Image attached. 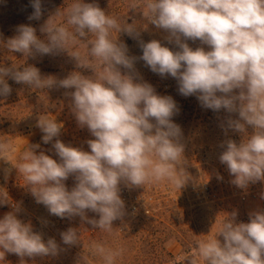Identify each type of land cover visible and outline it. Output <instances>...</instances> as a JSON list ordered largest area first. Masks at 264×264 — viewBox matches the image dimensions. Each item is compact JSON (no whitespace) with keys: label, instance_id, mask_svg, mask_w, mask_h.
Masks as SVG:
<instances>
[{"label":"clouds","instance_id":"obj_1","mask_svg":"<svg viewBox=\"0 0 264 264\" xmlns=\"http://www.w3.org/2000/svg\"><path fill=\"white\" fill-rule=\"evenodd\" d=\"M31 6L34 11L28 19L39 20L41 0H31ZM128 9L165 30L168 42L179 49L173 51L159 40L140 41L139 59L161 77L175 78L181 95H195L203 108L213 112L226 111L225 130L241 134L239 143L225 141L219 156L233 177L230 183L247 190L264 182V0H129ZM40 32L45 39L37 36L34 27L20 25L17 35L0 41V46L32 58L66 52L77 68L91 69L94 75L73 71L57 79L42 76L33 65L22 70L0 65V96L12 91L6 78L32 89H74L66 93L71 111L78 126L87 127L95 139L87 141L90 151L66 145L58 138L63 124L40 114L36 127L43 133L42 142L52 143L59 161L43 151L37 153L39 144L27 143L14 162L16 150L8 140H0V160L18 171L36 203L50 215L79 216L111 233L113 222L126 215L121 183L144 187L167 181L182 189L190 179L182 131L172 120L179 109L172 97L138 82L137 57L130 56L127 45L118 39L121 33L140 37L135 20L129 23L94 3L72 0L49 17ZM187 40H199L210 50L193 49ZM9 174L6 169L5 179ZM69 176L76 181L71 190L65 185ZM8 203L10 197L0 188V205ZM86 210L99 218L89 219ZM19 211L13 204V211L0 218V260L6 253L22 259L57 256L56 240L45 241L30 223L17 218ZM236 216V211L227 213L214 235L196 241L188 264H264V211L250 213L247 223H237ZM60 235L65 245L80 242L75 228ZM90 251L105 264H114L123 250L93 243Z\"/></svg>","mask_w":264,"mask_h":264},{"label":"rangeland","instance_id":"obj_2","mask_svg":"<svg viewBox=\"0 0 264 264\" xmlns=\"http://www.w3.org/2000/svg\"><path fill=\"white\" fill-rule=\"evenodd\" d=\"M71 2L72 0H41V18L29 20L28 17L34 11L31 0H0V41H7L17 35L20 25L34 27L37 36L45 39L40 27L49 17ZM84 2L94 3L118 18L125 17L129 23L135 20L141 27L138 39L124 33L119 34L118 39L127 45L130 56L137 57L135 70L138 73V82L151 84L158 95L170 96L176 102L179 112L172 120L182 131L185 168L190 179L182 189L167 181L146 184L144 187H130L121 183L120 195L125 202L126 215L122 220L113 222V231L109 233L94 228L79 216L61 219L50 215L44 205L36 203L29 189L23 185L25 181L18 171L10 163L0 160V188L5 189L11 201L0 205V218L13 211V204H16L20 208L18 219L30 223L33 230L41 233L45 241L54 238L60 246L59 254L55 257L22 259L16 254L6 253L0 264H105L102 259L91 254L93 243L114 250L122 249V254L114 264H188L187 258L196 251L195 242L214 235L227 213L236 211V222L239 223L254 211H264V182L251 184L247 190L232 185L230 181L233 177L220 162L219 156L224 150L222 145L225 141L231 139L239 143L242 136L231 129L225 130L229 114L223 109L213 112L203 108L195 95H181L175 78L161 77L139 59L142 56L140 41L146 43L159 40L171 50H179L175 43H169L166 39L168 33L148 23L139 12L129 10V0ZM61 20L62 18H57V22ZM185 42L193 49L203 47L206 51L210 50L209 46L201 44L199 40ZM79 50L82 53L86 51L84 48ZM0 65H17L21 70L25 66L33 65L40 69L42 76L52 75L57 79H63L73 71H79L85 76L94 75L91 69L77 68L75 61L66 52L32 58L0 46ZM6 81L12 91L6 97L0 96V140L12 143L16 150L14 162L27 143L39 144L37 153L43 151L59 161L52 149V143L44 144L43 133L36 127L38 116L45 113L63 124L58 137L61 141L66 145L90 151L87 141L95 138L87 127L78 126L71 111V97L66 94L74 89L54 87L39 90L18 84L11 78H6ZM231 115L232 118H237L236 114ZM6 169L10 170L7 179ZM75 183L74 176H69L65 181L69 190ZM86 215L89 219L99 218L98 214L87 210ZM70 227L80 233V242L73 246L63 244L60 235ZM218 239L223 242L222 236Z\"/></svg>","mask_w":264,"mask_h":264},{"label":"built area","instance_id":"obj_3","mask_svg":"<svg viewBox=\"0 0 264 264\" xmlns=\"http://www.w3.org/2000/svg\"><path fill=\"white\" fill-rule=\"evenodd\" d=\"M241 222H243V223H247V222H249V216L243 218V220L240 221L239 223H241Z\"/></svg>","mask_w":264,"mask_h":264}]
</instances>
